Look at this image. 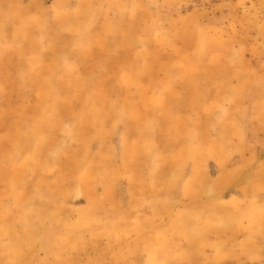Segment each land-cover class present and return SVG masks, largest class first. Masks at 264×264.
I'll return each instance as SVG.
<instances>
[{
  "label": "rangeland",
  "instance_id": "374dc122",
  "mask_svg": "<svg viewBox=\"0 0 264 264\" xmlns=\"http://www.w3.org/2000/svg\"><path fill=\"white\" fill-rule=\"evenodd\" d=\"M24 1L11 12V23H0L2 31L13 27L0 35L1 43L32 46L28 65L15 68L16 87L14 81L0 84V264H264V0ZM168 60L176 64L170 72L161 65ZM155 73L174 76V125L183 113H202L199 103L190 111L183 99L184 76H206L209 139L217 136L213 113L222 117L219 99L231 83L243 82L242 98L223 104L242 119L232 128L244 131L248 145L221 168L213 158L226 148L208 147L200 194L183 186L189 162H179L174 172L168 168L175 187L168 190L162 177L163 161L175 152L173 132L163 140L169 153L155 147L157 139L142 143L154 155L152 167L146 164L144 194L132 197L121 182V145L129 147L127 155L131 144L141 146L140 131L129 123L154 116L167 122L168 108L143 117L130 106L117 109L122 92L128 101L143 94L150 87L143 81ZM41 75H49L48 82L36 81ZM110 95L115 103L108 110L104 97ZM155 132L144 130L150 137ZM105 140L111 162L97 174L120 182L117 212L107 221L89 213V202L97 211L107 207L101 196L93 201L74 178H64L65 188L56 190L49 179L25 176L26 160L30 168L32 159L43 157L48 176L58 168L50 164L56 157L69 161L74 146L88 156ZM195 149L183 147L181 156ZM77 182L81 186L82 179Z\"/></svg>",
  "mask_w": 264,
  "mask_h": 264
},
{
  "label": "crops",
  "instance_id": "0c3cea01",
  "mask_svg": "<svg viewBox=\"0 0 264 264\" xmlns=\"http://www.w3.org/2000/svg\"><path fill=\"white\" fill-rule=\"evenodd\" d=\"M24 0H0V7L3 9L4 13H0V23H11L10 18L14 17L11 12L15 11V7L17 4H21ZM25 2V1H24ZM27 12L21 13V15L25 17ZM13 31V27L8 26L5 30V28L0 30V35L3 33H7L8 35L11 34ZM5 32V33H4ZM43 47H47L46 45H42ZM42 46L39 49H36V51H42L44 48ZM199 49V44H197L195 50H193L192 55ZM32 50V46H29L28 44H25L23 46L17 47L14 44H11L9 41L7 43H1L0 42V84H3L5 82L14 81L15 87L17 84V80L14 78L15 68L17 66H26L28 65L29 59H27V54ZM35 56V55H34ZM42 55H40L41 57ZM36 57V56H35ZM38 60H40L38 58ZM225 60L220 61L221 63H224ZM136 62V61H135ZM44 63V60H43ZM139 66L143 63L138 62ZM150 64V63H149ZM228 64H230L228 62ZM150 65L153 66V63ZM163 67H167V70L169 71L170 68L175 67V62H171L168 60L166 64H161ZM125 66V65H122ZM180 66L184 67H192L191 64H182ZM118 66H115L117 68ZM170 72V71H169ZM180 73L181 70H180ZM165 74V73H164ZM153 74L152 80H146L143 81L149 84L150 87L147 88L146 92L139 93V91L133 93L135 96L134 98H127V94L125 92L123 93V98L120 102V107L117 109L122 110V108H125V110L128 109V106L131 107V110L135 114H141L143 116H147L150 113L153 115H157L158 113L164 112L165 109L168 108L165 116L166 120L163 119L161 122L160 119L157 117H145L144 119L141 118L140 123L138 122H130V127H136V130L140 131L138 139L141 140V146L134 144L132 145V148H130L131 155H127L125 153L127 150H129V147L126 145V148L124 144H122V150L124 151V154L122 153V158L120 159V168L121 171V182L124 181L126 184L127 190L130 192L131 196L134 197H140L139 195L145 192L142 191L144 180L147 177V172L145 171L146 164H148V168H151L154 161V156L151 152L153 150H145L144 141H152L157 139L158 143L156 148H159V145H161V153H169L167 149V145L163 142L164 137L167 136V132L172 133L171 139L173 140V149L175 152H172L173 154H170L167 157V159L163 162L161 166L162 170V177L167 178V188L168 190L171 187H175V182H173V179L175 177L174 174H169V169L171 168L174 172V169H176V166L179 164V162H189L190 167V173L184 183V188L187 187L188 189L195 188L194 190L197 193H202V187L203 185V178L206 176V166L208 163V147L209 146H222L226 149L219 150V154L216 153L213 158V162L221 168L220 165H222L226 160H231L232 157L237 153L239 148L242 146L245 147L248 145L247 139L242 135L244 134V131L241 130L240 132H235L232 128L234 126V123H241L242 119L235 115L234 109H227L224 108V101L225 98L232 101L233 99L240 100L242 98V92H240L241 87L243 85L242 81H237L231 83L227 87V90L225 91L224 98L219 99V108H221V115L222 117H219L217 115H214L212 117V125L210 127L216 126L215 131H217V136L215 138H208V127L205 121H203V117L205 112L207 110L208 101H209V91H208V84L210 81L207 80L206 76L202 73L200 75H189V74H183V88L182 94L183 99L185 100V103H189L190 111L194 109V106L199 103V109L201 112L199 113H183V116H181V121L179 120L177 125H174V123L170 122V119L172 118V113H170L171 109L170 106L174 105L175 100V84L173 81V75L170 76L169 73H166L165 75ZM41 79H37L36 81H40L41 83L48 82L47 78L49 75H41ZM122 78V75L120 76ZM13 78V79H12ZM12 79V80H11ZM21 81V80H20ZM25 81V80H23ZM138 81V80H136ZM13 84V83H11ZM1 89V88H0ZM27 89V87L24 89V91ZM47 87L45 86L44 90L47 91ZM1 91V90H0ZM119 95V94H118ZM108 100L109 105L106 107L108 110H111L112 104L115 103V96L110 95L108 97H104ZM192 101H188L189 99ZM249 101V100H248ZM264 102V99H263ZM211 104V103H210ZM187 104H183V107H185ZM236 106L238 104H235ZM248 105L252 108L256 107V101L252 100L248 102ZM133 108V109H132ZM116 109V110H117ZM226 110V113L224 111ZM254 111V110H253ZM137 112V113H136ZM27 114H33L34 111L29 109ZM111 114H116L115 111H113ZM158 116V115H157ZM263 120V119H260ZM165 122V123H163ZM225 122V123H224ZM263 122V121H262ZM147 123L152 124L153 126H147ZM228 123V124H227ZM158 124H161L158 126ZM223 125V128L219 130V126ZM128 126V124H127ZM129 127V129H131ZM126 128V126H125ZM128 129V127H127ZM156 131L153 137L148 136L147 134H144V130ZM109 140V139H108ZM105 140L102 145L97 147L95 151L92 154H89L88 156L84 154H80L81 148L78 146L73 147V151L71 152V155L69 156V161H64L63 158L56 157L55 160L50 161V164L54 167H58L55 169L52 174H48V176H45L46 170L43 169L45 167L46 160H43V157H40L39 160L32 159L34 165H32L30 168H28V160H26V166H25V176L34 177V176H40L42 182L44 183L46 180H50L52 183H55L54 185L51 184V188H55L56 190L65 188L63 185V179L64 178H74V186H77L80 189H87L90 195L92 196V200H96V197L98 194L101 196V199H103V202L105 206L102 210L103 211H97L96 209H93L91 207V203L89 202V213L90 215H99L103 218L104 221H107V217H112L117 210H114V208L118 205V198L117 194L119 193V186L120 182L118 180L112 179V177L109 176V179L107 180V176H103L101 174H97L102 167H106V164H109L111 162V142ZM152 145H156V142L154 144H150V147ZM78 147V148H77ZM183 147H192L196 148L194 151L191 152L190 156L188 154L187 158L184 156H181V148ZM124 148V149H123ZM178 148V149H176ZM154 148V152H155ZM179 150L178 152H176ZM141 151H143V154H140ZM150 153L152 155L146 154ZM194 152V153H193ZM219 155V157H218ZM36 157V156H35ZM32 163V162H31ZM32 163V164H33ZM219 163V164H218ZM63 164H66V168ZM71 164V166H70ZM50 165V166H51ZM52 167V168H53ZM62 167V168H61ZM67 169L69 172L66 174L63 173V169ZM30 169V170H27ZM83 173L81 174V172ZM49 173V172H48ZM132 173V174H131ZM8 176V175H7ZM233 176V174H232ZM9 177L10 174H9ZM8 177V178H9ZM80 178L82 179L81 186L78 185L77 180L80 181ZM164 178V179H165ZM103 179V180H100ZM123 179V180H122ZM9 180V179H8ZM165 182V181H164ZM38 183H34V187H37ZM10 185H7V187ZM32 186V183H31ZM39 186V185H38ZM151 192V191H149ZM97 194V195H96ZM56 208L57 203L53 205ZM112 209V210H111ZM122 209V208H121ZM34 225V224H33ZM45 225V224H42ZM40 225V226H42Z\"/></svg>",
  "mask_w": 264,
  "mask_h": 264
}]
</instances>
